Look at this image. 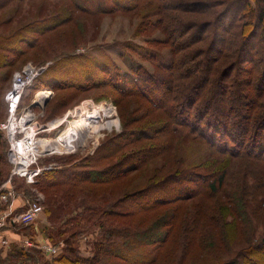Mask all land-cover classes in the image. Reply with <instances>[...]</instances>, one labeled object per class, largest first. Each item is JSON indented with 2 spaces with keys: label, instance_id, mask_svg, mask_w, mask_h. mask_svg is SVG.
<instances>
[{
  "label": "rangeland",
  "instance_id": "1",
  "mask_svg": "<svg viewBox=\"0 0 264 264\" xmlns=\"http://www.w3.org/2000/svg\"><path fill=\"white\" fill-rule=\"evenodd\" d=\"M113 1L122 2L0 0L2 35H10L35 19L67 15V19L60 26L43 32L37 41H30L32 47L24 50L16 60H12L14 57L11 54L8 56L7 51L0 49V55L13 62L12 68L0 69V75L5 74L4 88L0 94V124L10 122L14 127L7 100L13 80L18 86L19 76L24 79L22 72L27 65L44 68L31 86L23 89L14 116L19 119L24 114H32L34 117H31L29 128L32 127V131L38 128L41 130L39 133L36 131L35 135L32 133L35 142H38L33 143L34 151L39 152L35 159L30 156L28 144L18 139L9 142L6 132L0 130V152L4 155V162H0V192L4 191L0 194V201H8L7 204L10 205L13 199L19 201L21 198L22 201L26 200L25 208L28 202L38 199L42 207V212L30 224L15 223L9 227H16L17 231L28 236L26 242L33 246L22 248L39 251L45 260L57 256L72 243L78 257L91 259L94 256V243L104 238V226L134 230L136 232L132 235L138 238L137 231L148 232L156 228L159 234L168 232L161 225L172 222L177 213L178 227L167 241L160 246L153 245L160 239L157 237L151 241L149 232L141 239L151 241V244H138L139 251L147 258L154 257V264H218L240 251L241 247L250 248L247 247L250 244L246 246L247 243L242 242L244 237L247 242L251 239L255 246L248 250L252 259H248L250 255H244L242 258L238 257L239 262L248 264L253 260L255 264H264V247L256 249L259 238L264 236V163L223 155L226 159V172L223 180L217 184L218 189L208 187L205 193H198V196L189 195V192H186L189 196L176 195V184L167 182L172 180L169 178H165L159 188H150L152 182L162 179L167 172L187 170L193 166L213 172L210 176L216 181V170L221 164L215 162L207 166L209 169L206 165L216 161L219 154L212 153L210 145L200 138L163 130L162 136L158 132L154 139L144 138L131 142L106 156L113 144L108 147L104 145L112 139H120L118 136H126L129 132L143 129L148 131L156 125L159 126L164 114L152 109L145 100L136 96L118 99L113 88L107 86L108 83L84 91H76L72 87H57L61 80L66 83L85 84L106 79L113 83L112 77L115 78L118 74L123 80L130 73L131 67L138 65L152 73L155 62L169 63L171 49L161 42L168 31L164 26L165 16L163 13L149 16L150 10L160 5L167 13H178L188 17L189 21L204 22L210 20L214 10L217 11L220 7L216 6L209 12L199 14L193 11H177L174 6L175 2L195 0H142L135 8L131 5L130 8L113 9L109 12L97 6H110ZM74 2L85 11L79 10ZM29 43L26 44L30 45ZM141 86L145 88L144 83ZM254 87L246 89L250 92L247 95L252 98L257 94ZM165 94L166 91L163 97ZM260 101L264 102V95ZM24 121H30L29 116H24L21 122ZM39 139L43 141L40 142ZM43 143L52 146L43 151L36 150L38 147L43 148ZM223 156L219 157L222 158L220 161H223ZM19 162L29 165L33 175H14L12 170ZM132 163L135 164L133 167ZM71 166L105 173L116 168L111 171V175L117 176L108 175L106 180L101 178L103 180L95 182L86 178L82 184L77 185L63 183L42 187L41 178L38 176L46 171L56 172ZM123 166L130 170L122 174ZM199 182L205 189L204 179ZM131 192L136 193L130 195L129 199L120 201ZM3 195L6 196L5 200L2 199ZM157 196L163 198V201L155 205L156 207H147L149 199ZM7 204L0 203V210ZM144 206L147 210H144ZM244 210L249 211L244 214ZM89 214L93 217L89 218ZM3 215H6L8 223L14 216L0 212V216ZM208 216L211 218L209 222L205 219ZM217 218L225 224V234L222 230L219 231ZM245 220L250 221L255 228L247 229L249 226H244ZM185 222L193 234L191 232L187 239L182 240L185 236L181 233L184 232L182 225ZM242 231L245 232L240 234ZM41 244L55 248L58 252L55 255L47 254L36 247ZM153 246L157 248L156 253H153ZM103 256L101 262L96 260L85 264H106L108 257ZM9 262L0 260V264Z\"/></svg>",
  "mask_w": 264,
  "mask_h": 264
},
{
  "label": "trees",
  "instance_id": "2",
  "mask_svg": "<svg viewBox=\"0 0 264 264\" xmlns=\"http://www.w3.org/2000/svg\"><path fill=\"white\" fill-rule=\"evenodd\" d=\"M141 1H113L110 6H97L101 10L109 12L113 9L130 8L131 5L132 8H135ZM75 6L79 10L85 11L83 7L76 4ZM174 6L177 7V11H193L199 14L205 11L209 12L216 6L220 7L219 10H214L210 20L204 22L189 21L188 17L178 13H167L165 8L160 5L150 10L149 16L158 13H163L165 16L164 26L168 31H166L165 38L161 42L171 49L169 63L156 64L155 62L152 73L138 65L131 67L130 73L125 75L123 80L118 74L114 76L115 78L112 77L113 83L101 79L99 82H86L85 85L83 83H66L61 80L62 82L57 83V87H72L76 91H84L92 87L103 86L102 83H108L107 86L113 88L118 99L136 96L145 100L152 109L164 114V119L161 120L159 126L156 125L148 131L143 129L129 132L126 136L123 134L118 136L121 137L120 139H112L104 145V147H108L113 144L111 150L105 154L106 156L115 153L131 142L144 138L154 139L158 132L160 133L159 136H162L163 130H169L179 135L189 134L207 142L212 148V153L219 154L216 161L206 165V168L209 169L207 166H211L215 162L221 164L216 170V181H213L214 179L210 176L214 174L213 172H207L205 169L193 166L187 170L176 171L174 169L176 172H167L162 179L154 180L155 182L149 186L157 189L164 183L165 178H169L172 180L167 182L176 184V195L184 197L197 194L198 196V193H205L208 187L214 190L215 188L218 189L217 184L223 180L226 172L224 156L229 158L235 156L248 159L254 163H264V102L260 101L264 95V0H212L210 2L195 0L175 2ZM66 17L67 15L62 14L49 19H35L10 35L0 34V49L7 51V55L10 56L11 54L14 57L12 60H16L24 50L32 47L30 41L35 42L43 32L60 26L67 19ZM24 44L27 46L23 48ZM6 59L7 57L0 55V69L12 68L13 62ZM222 59L224 60L221 63ZM4 76L5 74L0 75V94L4 88ZM143 83L145 88L141 86ZM252 86H255L257 93L255 98L247 95L250 92H247L246 89H252ZM45 91L50 93V91ZM165 91L167 94L163 97ZM161 97H163L162 100ZM192 111L194 112L192 113ZM1 142L2 133L0 132ZM243 147L245 149H242ZM220 156L224 157L223 164V161H220L222 159L219 158ZM0 162H4L2 152H0ZM133 165L135 164L132 163V167ZM115 169L112 168L105 173L95 169L86 170L84 168L81 170L76 166H71L56 170V172L46 171L38 177L41 178L42 187L63 183L77 185L82 184L83 179L86 178L95 182L103 180L101 178L106 180L108 177H115L117 175H111V171ZM128 170H130L129 167L123 166L121 168L122 174ZM200 179H204L206 182L205 189L199 182ZM143 190L144 188H142ZM136 192L128 193L120 201L129 199V196ZM186 192H189V195H186ZM156 194L158 193L156 192ZM149 200L147 207L152 208L161 203L163 198L157 196ZM144 210H147L146 207ZM241 210L238 211L241 212ZM248 211L244 210V214ZM214 215L216 216V214ZM88 217L92 218L93 216L89 214ZM178 217L176 213L172 222L161 225L165 227L164 229H168V232L164 231L159 234L155 230L156 228L148 232L146 230L137 231L138 238L142 240L141 238L150 232L152 238L149 239L151 241L157 237L160 239L158 243L155 242L153 245L158 244L160 246L162 242L168 240L178 227L176 226ZM205 219L208 222L211 221L209 216ZM174 220L175 223H173ZM245 221L244 226L246 224L249 226L247 229L253 230L255 228L250 221ZM216 225L219 231L222 230L224 233L225 224L220 221V218H217ZM182 228L184 232L181 233L185 235L182 240L183 238L187 239L192 230L188 229L186 222ZM136 229L138 230V228ZM134 232L136 231L131 229L104 226V238L102 237L94 243V256L91 259L78 257L76 248L72 243L57 256L48 260H45L41 253L33 248L14 247L4 261H10L7 264H29L30 262L33 264H85L93 263L96 260L100 261L104 255L103 257H108L106 264H121V262L123 264H154V257L147 258L138 249V244L150 245L151 241L147 239L148 242L145 240L140 242L137 237L132 235ZM243 232L245 231L240 232V234ZM251 241V239L248 242L245 241V237L242 240V242L247 243L246 246L250 244L247 246L250 248L255 246ZM256 245V249L264 247V236L259 238V243ZM250 248L241 247L240 251H236L230 258L224 259L218 264H242L238 257L250 255L251 253L248 252ZM153 249H155L153 253H156V246H153ZM251 256L248 259H252ZM109 258L116 260L112 261ZM252 261L248 264H255Z\"/></svg>",
  "mask_w": 264,
  "mask_h": 264
},
{
  "label": "built area",
  "instance_id": "3",
  "mask_svg": "<svg viewBox=\"0 0 264 264\" xmlns=\"http://www.w3.org/2000/svg\"><path fill=\"white\" fill-rule=\"evenodd\" d=\"M44 71V68H35L30 65H27L24 70H23V75L24 79L19 76V85L16 86L15 81L13 80V85L11 87L10 92L7 94V100L9 104V111H10V116H12L11 123H13L12 127L9 123H2L0 124V130H4L6 132V136L9 140V142L15 141L16 139L20 140L21 142H25L28 144L29 151H30V156L35 159V155L38 153L34 151L33 143L35 142V138L33 137L36 133V131L39 133L41 130L36 129L35 131H32V127L29 128L30 122H31V117H34L32 114H24L23 117H19V119L14 118L16 112H17V107H19V98L22 94L23 89L28 88L31 86L33 80L42 72ZM15 79V78H14ZM32 115V116H31ZM24 116H29L30 121L26 122L25 124H21L22 119ZM16 119V121H15ZM29 129L31 132H28ZM20 133H24L21 135ZM34 133V135L32 134ZM11 151V150H10ZM11 153L9 152V155ZM29 165H24L23 162H19L16 165H14L13 168V174L17 176H26V175H33V172L29 169ZM2 199L5 200L6 196H2ZM42 212V207L40 205L39 200H32L31 202L27 203V207L25 209L17 214L14 215L13 218L10 220V222H6V215L0 216V230L8 228L10 226H14L16 224H21V225H27L30 224L36 216L39 215V213ZM3 243L5 244L6 241L4 240ZM25 246H33L30 244V242H25ZM39 250L46 252L47 254L50 255H55L58 250L55 248H48L44 245H37L36 246Z\"/></svg>",
  "mask_w": 264,
  "mask_h": 264
},
{
  "label": "crops",
  "instance_id": "4",
  "mask_svg": "<svg viewBox=\"0 0 264 264\" xmlns=\"http://www.w3.org/2000/svg\"><path fill=\"white\" fill-rule=\"evenodd\" d=\"M3 192L4 191L1 190L0 194ZM20 200L16 201V199H13L10 205L7 204L8 201H6V203L0 201L1 205L7 204L6 206L3 205L4 208L1 209L0 212H6L9 214L11 213L13 215L21 213L25 209L24 205L26 200H21L22 203ZM4 240L6 241L5 244L3 243ZM27 240L28 236L24 235L21 231H17L16 227H8L6 229L0 230V260L3 261L6 259L12 248H22Z\"/></svg>",
  "mask_w": 264,
  "mask_h": 264
},
{
  "label": "bare ground",
  "instance_id": "5",
  "mask_svg": "<svg viewBox=\"0 0 264 264\" xmlns=\"http://www.w3.org/2000/svg\"><path fill=\"white\" fill-rule=\"evenodd\" d=\"M18 77V76H17ZM36 101V100H35ZM22 124L23 123H25V121L24 122H21ZM72 126V125H71ZM76 130V128L73 130V131H75ZM40 140V139H39ZM43 140H40V142H42ZM35 143H38V142H35ZM41 145V144H40ZM42 145H44L43 146V148L42 147H38L36 150H39V151H43V150H45V148H48V147H50V146H52V145H49V144H42ZM34 148H35V144H34ZM53 149V148H52ZM52 149H50V150H52ZM35 150V149H34ZM35 152H37V153H39L38 151H35Z\"/></svg>",
  "mask_w": 264,
  "mask_h": 264
}]
</instances>
